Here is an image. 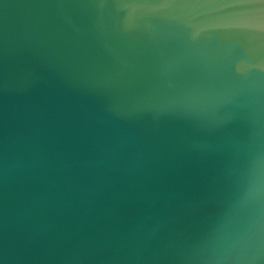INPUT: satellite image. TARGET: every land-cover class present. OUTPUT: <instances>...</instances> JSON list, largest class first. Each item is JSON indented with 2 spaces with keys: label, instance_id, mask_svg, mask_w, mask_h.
I'll return each mask as SVG.
<instances>
[{
  "label": "water",
  "instance_id": "water-1",
  "mask_svg": "<svg viewBox=\"0 0 264 264\" xmlns=\"http://www.w3.org/2000/svg\"><path fill=\"white\" fill-rule=\"evenodd\" d=\"M0 264H264V0H0Z\"/></svg>",
  "mask_w": 264,
  "mask_h": 264
}]
</instances>
